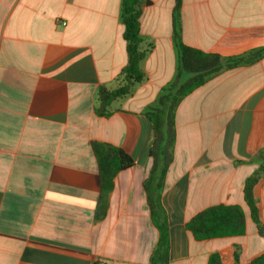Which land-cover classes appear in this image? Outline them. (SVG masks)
Masks as SVG:
<instances>
[{"label":"crops","instance_id":"0c3cea01","mask_svg":"<svg viewBox=\"0 0 264 264\" xmlns=\"http://www.w3.org/2000/svg\"><path fill=\"white\" fill-rule=\"evenodd\" d=\"M122 2L0 0V264H152L148 113L181 74L177 43L224 59L264 47V0H138L143 80L126 81ZM126 84L98 114L99 88ZM171 122L166 264H247L264 252L243 193L256 176L264 229V56L206 76ZM93 141L133 160L104 202ZM218 205L242 208L244 233L195 239L189 220Z\"/></svg>","mask_w":264,"mask_h":264},{"label":"trees","instance_id":"16d2710c","mask_svg":"<svg viewBox=\"0 0 264 264\" xmlns=\"http://www.w3.org/2000/svg\"><path fill=\"white\" fill-rule=\"evenodd\" d=\"M138 3V0H123L122 2V22L125 28L124 39L128 53V64L124 68L123 74L126 81L134 83L143 80V73L139 69L143 54L139 50L141 39ZM177 44L180 54L181 74L167 93L160 97L159 108L148 113L154 124L155 140L149 150V155L153 157L154 162L145 187L149 197L152 220L160 233L157 257L152 259V264H166L167 224L165 212L159 202V196L167 167L172 160L168 150L174 140L171 118L177 103L181 97L201 85L206 76L264 56V47L246 57L224 59L216 54L203 53L180 42ZM128 93L129 86L127 84L114 90L100 87L98 91L100 107L97 109V113L102 114L113 100L123 98ZM92 148L99 164L101 177L102 194L99 200L104 202L106 192L111 189L112 178L115 173L131 167L133 160L122 149L105 143L93 141ZM257 180L256 176L248 178L244 184L243 193L251 219L257 224L259 232L262 233L264 229L259 220V211L253 197V187ZM104 190L106 191L104 192ZM244 222V213L240 206L218 205L209 207L192 217L187 223V227L195 239L205 240L242 235L245 229ZM234 258L237 261L238 255L236 253ZM93 264H100V262L96 261ZM208 264H220L219 256L213 254ZM247 264H264V252Z\"/></svg>","mask_w":264,"mask_h":264}]
</instances>
